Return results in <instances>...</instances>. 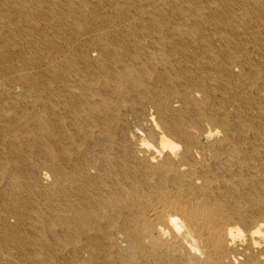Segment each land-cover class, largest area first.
I'll list each match as a JSON object with an SVG mask.
<instances>
[{"label": "bare ground", "instance_id": "1", "mask_svg": "<svg viewBox=\"0 0 264 264\" xmlns=\"http://www.w3.org/2000/svg\"><path fill=\"white\" fill-rule=\"evenodd\" d=\"M0 264H264V0H0Z\"/></svg>", "mask_w": 264, "mask_h": 264}]
</instances>
